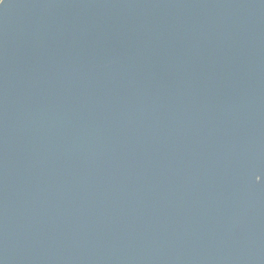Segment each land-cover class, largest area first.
Here are the masks:
<instances>
[{"label": "water", "instance_id": "obj_1", "mask_svg": "<svg viewBox=\"0 0 264 264\" xmlns=\"http://www.w3.org/2000/svg\"><path fill=\"white\" fill-rule=\"evenodd\" d=\"M0 264H264V0H4Z\"/></svg>", "mask_w": 264, "mask_h": 264}, {"label": "snow or ice", "instance_id": "obj_2", "mask_svg": "<svg viewBox=\"0 0 264 264\" xmlns=\"http://www.w3.org/2000/svg\"><path fill=\"white\" fill-rule=\"evenodd\" d=\"M4 3V0H0V4H3Z\"/></svg>", "mask_w": 264, "mask_h": 264}]
</instances>
